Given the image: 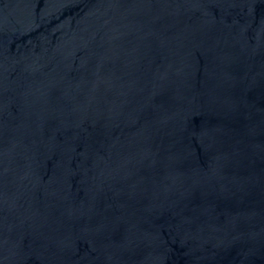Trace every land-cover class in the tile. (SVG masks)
<instances>
[{
    "label": "water",
    "instance_id": "95a60500",
    "mask_svg": "<svg viewBox=\"0 0 264 264\" xmlns=\"http://www.w3.org/2000/svg\"><path fill=\"white\" fill-rule=\"evenodd\" d=\"M0 264H264V0H0Z\"/></svg>",
    "mask_w": 264,
    "mask_h": 264
}]
</instances>
